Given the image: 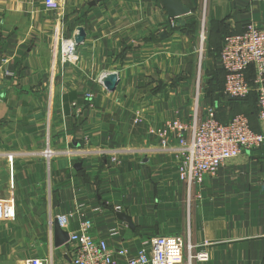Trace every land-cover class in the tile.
I'll return each mask as SVG.
<instances>
[{
	"label": "crops",
	"instance_id": "obj_1",
	"mask_svg": "<svg viewBox=\"0 0 264 264\" xmlns=\"http://www.w3.org/2000/svg\"><path fill=\"white\" fill-rule=\"evenodd\" d=\"M59 2L51 10L44 0H0V264L47 256L51 217L64 213L73 214L69 230L90 217L111 244L176 234L186 251L209 253L193 264H264V146L190 191L151 133L209 106L224 123L245 114L263 130L257 94L224 95L218 58L228 34L264 27V0H182L191 12L180 19L162 0ZM79 27L86 39L75 64H64L60 38ZM108 73L120 79L113 92L102 84Z\"/></svg>",
	"mask_w": 264,
	"mask_h": 264
},
{
	"label": "built area",
	"instance_id": "obj_2",
	"mask_svg": "<svg viewBox=\"0 0 264 264\" xmlns=\"http://www.w3.org/2000/svg\"><path fill=\"white\" fill-rule=\"evenodd\" d=\"M47 8L58 10L59 0H44ZM78 45L74 37L60 38L58 59L64 64H75ZM219 62L225 71L224 94L230 99H243L252 92L257 94L258 121L263 130H255L245 114H237L224 123L219 120L217 110L209 106L203 113L196 111L190 122L181 119L169 121L157 133L163 149L172 151L177 163L179 178L191 191L203 185L207 176L217 175L220 167L227 161L247 151L264 146V27L250 23L243 33L228 34L222 44ZM253 69V76L248 72ZM88 97L93 98L89 93ZM176 142L177 147H172ZM48 160L57 154L49 145L43 151ZM116 212L122 206H116ZM5 210L0 204V220ZM72 213L51 217V226L57 221L60 227L69 233L63 256L56 255L54 243L45 257H32L23 264H193L194 261H206V250L193 252L189 246L186 252L185 242L179 235H157L143 239L139 245L135 241L111 244L106 237L95 234L96 223L90 217L85 218L77 230H69ZM120 233L113 228L110 236Z\"/></svg>",
	"mask_w": 264,
	"mask_h": 264
},
{
	"label": "water",
	"instance_id": "obj_3",
	"mask_svg": "<svg viewBox=\"0 0 264 264\" xmlns=\"http://www.w3.org/2000/svg\"><path fill=\"white\" fill-rule=\"evenodd\" d=\"M168 14L171 18H182L183 16L189 14L191 9L185 5L182 0H162ZM86 39V30L83 27H79L77 35H75V41L77 45H82ZM119 76L117 73H108L103 77L102 84L105 88L111 92L115 91L118 83H119ZM3 85L0 84V89H2ZM78 167V165H77ZM119 218L128 222L130 227L134 229V223L132 218L126 214L120 213ZM54 232H55V246L60 247L64 246L69 241V233L63 230L59 223L55 221L54 223Z\"/></svg>",
	"mask_w": 264,
	"mask_h": 264
},
{
	"label": "trees",
	"instance_id": "obj_4",
	"mask_svg": "<svg viewBox=\"0 0 264 264\" xmlns=\"http://www.w3.org/2000/svg\"><path fill=\"white\" fill-rule=\"evenodd\" d=\"M251 73H252V74H251ZM253 74H254V73H253V69H250L249 72H248V76H249V77H252ZM253 94H256V93H255V92H252L249 96L251 97V95H253ZM224 95H225V94H224ZM249 96L246 97V98H243V99H241V100H244V99H245V101H247V99L250 98ZM239 100H240V99H239ZM257 113H258V108H257ZM233 117H234V116H233ZM233 117H232V118H233Z\"/></svg>",
	"mask_w": 264,
	"mask_h": 264
},
{
	"label": "rangeland",
	"instance_id": "obj_5",
	"mask_svg": "<svg viewBox=\"0 0 264 264\" xmlns=\"http://www.w3.org/2000/svg\"><path fill=\"white\" fill-rule=\"evenodd\" d=\"M65 250V249H64ZM64 250H63V252H62V255H60L61 257L63 256V254H64ZM187 252V251H186ZM59 256V255H58Z\"/></svg>",
	"mask_w": 264,
	"mask_h": 264
}]
</instances>
